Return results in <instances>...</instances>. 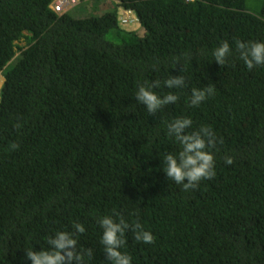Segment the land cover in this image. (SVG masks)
<instances>
[{"label": "trees", "instance_id": "16d2710c", "mask_svg": "<svg viewBox=\"0 0 264 264\" xmlns=\"http://www.w3.org/2000/svg\"><path fill=\"white\" fill-rule=\"evenodd\" d=\"M54 1L0 0V264H30L25 252L57 230L74 234L84 264H109L104 215L129 223L132 264H264V65L212 57L224 40L264 41V0H93L83 18ZM179 75L185 87H163ZM154 81L179 99L149 114L134 93ZM180 116L193 121L186 132L216 137L215 177L188 190L163 170ZM137 222L153 243L134 239Z\"/></svg>", "mask_w": 264, "mask_h": 264}, {"label": "clouds", "instance_id": "9594fccd", "mask_svg": "<svg viewBox=\"0 0 264 264\" xmlns=\"http://www.w3.org/2000/svg\"><path fill=\"white\" fill-rule=\"evenodd\" d=\"M122 13L119 17L122 26H124L122 24L123 17H131L132 22L129 25L132 26L138 21L136 16L133 17V12L123 10ZM234 53L248 70L264 65V41L236 40L233 47L227 40H224L212 50V57L217 64L224 66L227 59ZM0 74L2 73L0 72ZM160 83V81H154L141 84L134 93L136 100L144 106L149 114L155 113L164 105L176 103L179 99V96L173 91H168L163 95L158 94L154 89L159 87ZM162 83L163 87L169 90L182 89L185 87V77L183 75L169 76ZM214 91L212 85L193 88L188 103L191 106H199L212 96ZM191 126H193V121L187 116L177 117L167 126L168 134L174 136L180 150L176 154H169L165 157L163 170L168 178L175 184L181 185L184 190L197 187L202 180L212 179L216 175L215 156L212 150L216 143V137L210 134L211 127L200 126L197 131L186 132L185 130ZM225 163L232 164V157L227 156ZM185 179H187V183H184ZM98 223L102 230L100 243L107 254L109 264H132V256L122 251L126 243L125 232L130 227L129 223L123 218L113 215L100 217ZM74 228L76 233L85 232L83 223H75ZM133 232L134 239L138 242L145 244L154 242L152 232L143 228L138 222L135 223ZM47 242L49 248L38 251L31 248L25 252L26 259L30 261V264H73V261L76 264H84L85 257L77 250V240L73 233L57 230L48 238ZM91 255L92 250L88 249L87 256Z\"/></svg>", "mask_w": 264, "mask_h": 264}, {"label": "built area", "instance_id": "2783aa9c", "mask_svg": "<svg viewBox=\"0 0 264 264\" xmlns=\"http://www.w3.org/2000/svg\"><path fill=\"white\" fill-rule=\"evenodd\" d=\"M82 1L93 0H55L51 6L52 10L57 14H65L71 12ZM130 13V12H129ZM132 22L131 17H123L122 24L128 26Z\"/></svg>", "mask_w": 264, "mask_h": 264}, {"label": "rangeland", "instance_id": "374dc122", "mask_svg": "<svg viewBox=\"0 0 264 264\" xmlns=\"http://www.w3.org/2000/svg\"><path fill=\"white\" fill-rule=\"evenodd\" d=\"M86 4H87L86 2H83L80 7L78 5L76 8H74L73 11H71V12H73L72 15L75 16L76 18H78V17L79 18L85 17V14H84V12H85V6L84 5H86ZM123 10L124 9H122V8L119 9L120 16L123 14L122 13ZM133 17H135V14L134 13H133ZM125 28L127 30L137 31L139 33V35H143V32H144V30L141 28V25H140L139 21H137L134 26L129 25V26H126ZM2 79H3V76H2V74H0V80H2Z\"/></svg>", "mask_w": 264, "mask_h": 264}, {"label": "crops", "instance_id": "0c3cea01", "mask_svg": "<svg viewBox=\"0 0 264 264\" xmlns=\"http://www.w3.org/2000/svg\"><path fill=\"white\" fill-rule=\"evenodd\" d=\"M2 85H3V80H0V88H1Z\"/></svg>", "mask_w": 264, "mask_h": 264}]
</instances>
